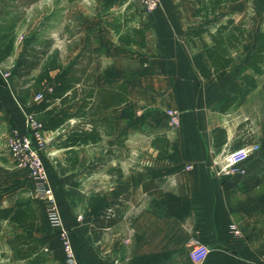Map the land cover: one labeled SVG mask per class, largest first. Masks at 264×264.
<instances>
[{"label":"crops","instance_id":"0c3cea01","mask_svg":"<svg viewBox=\"0 0 264 264\" xmlns=\"http://www.w3.org/2000/svg\"><path fill=\"white\" fill-rule=\"evenodd\" d=\"M196 7L195 0H161L160 8L147 14L141 0H39L25 10L15 29L13 51L0 64L3 147L13 133L25 132L24 114L33 113L86 42L95 59L88 88L93 97L84 114L43 131L49 184L79 264H193L188 257L191 241L208 248L201 264H262L264 57L254 90L226 111L220 105L255 49L256 34L264 33V0L219 7L245 30L221 81L204 80L193 65V56L202 52L199 38H187L201 25L193 17ZM3 9L0 0V13ZM136 30L143 32V45L137 44L141 36ZM31 36L36 39L33 47L40 41H50L51 47L35 70L18 79L11 72ZM201 40L210 43L206 35ZM109 82L112 88L125 83L126 90H115L117 104L98 103L94 91L109 90ZM79 103L63 107L74 114ZM55 105L62 108L58 101ZM169 109L180 115L174 130L165 115ZM146 112L149 117L137 130L127 128L129 116ZM81 130L88 139L70 146L67 137ZM155 137L166 138L168 158H156L151 145ZM256 144L259 149L234 172L221 177L209 173V165L227 151ZM10 185L15 187L1 197L0 209L28 204L35 242L22 253H31L29 258H17L8 241L23 230L1 221L0 264H65L57 229L48 221L35 181L25 169L9 165L0 171V188ZM24 190L30 198L22 201L19 192ZM112 202L120 205V220L111 227L95 225L94 214ZM38 256L43 260L33 263Z\"/></svg>","mask_w":264,"mask_h":264},{"label":"trees","instance_id":"16d2710c","mask_svg":"<svg viewBox=\"0 0 264 264\" xmlns=\"http://www.w3.org/2000/svg\"><path fill=\"white\" fill-rule=\"evenodd\" d=\"M4 9L0 13V64L4 63L13 51V44L16 38L15 29L23 19L25 10L39 0H1ZM74 3L77 0H67ZM249 1V0H245ZM197 7L193 11V17H199L201 25L188 32L187 38H199L201 42L202 52L193 56L192 62L199 75L206 81L215 79L221 81L228 73V67L233 63V53L239 50L244 42L245 30L242 24L236 25L234 20L224 12H219L220 6L226 3H235L237 0H195ZM134 34L141 36L139 45H143V32L141 30L134 31ZM206 35L209 38V44L202 41L201 37ZM120 38V41L123 40ZM34 36L26 41V49L23 52L19 62L12 69L11 75L21 79L29 75L35 70L50 49V41H41L35 47ZM256 47L247 59V63L240 67L237 81L229 84L228 90L230 96L220 105L221 111H226L229 107L246 97L256 87V77L263 72L261 69L264 57V33L258 32L255 37ZM125 41V39H124ZM91 56V47L86 42V46L73 59V61L65 67L57 83L51 88V92L46 94L38 103L33 111L36 119L42 124L43 131H52L63 126L73 116L84 114V109L88 106L89 100L93 97L92 89L89 90L90 82L94 74L90 70V66L94 62ZM109 90L96 89L94 97L98 103L103 100H109L111 104H117L118 92L115 90H123L125 83L112 88L111 82L108 84ZM122 94L120 100L122 101ZM78 100L80 106L74 114H68L65 107L72 101ZM62 108L55 105L57 102ZM149 117V114L143 113L139 118L129 116L127 128L137 130L140 125ZM67 137L66 141L73 146L75 142L86 141L88 139L84 133L79 131ZM126 130L123 132L125 137ZM152 147L157 149L156 158H168L169 145L165 137H155L151 142ZM108 209H112L113 213L109 214ZM121 218L120 205L116 202L106 204L102 209L98 210L93 216L95 225L102 227H111ZM34 213L28 204H19L15 210L0 209V222H14L18 228L23 230L21 234H15L8 241L9 248L14 251L15 256L19 259L29 258L31 253L22 255L27 246L35 242L31 236L34 228ZM40 256L33 259V263L43 260ZM31 262V263H32Z\"/></svg>","mask_w":264,"mask_h":264},{"label":"built area","instance_id":"2783aa9c","mask_svg":"<svg viewBox=\"0 0 264 264\" xmlns=\"http://www.w3.org/2000/svg\"><path fill=\"white\" fill-rule=\"evenodd\" d=\"M141 6L145 13L150 14L160 8L161 0H141ZM41 96L37 95L35 100H40ZM165 115L169 118V129L174 130L180 124L179 112L173 109L166 111ZM25 132L23 134L13 133L7 145L8 154L16 168L26 170L29 178L36 183V192L42 195L46 203V214L51 227L57 229V235L60 239L61 250L64 253L65 264H79L76 251L72 246L69 231L66 230L58 208L55 203L54 192H52L49 177L47 175V166L43 160V153L46 147V141L42 130V124L35 118L32 112L24 114ZM259 149L256 145H247L236 150H229L213 161L209 165V173L213 177L226 176L235 171V167L246 161L249 156ZM112 214L113 210L108 209ZM80 221V217L77 218ZM234 230L233 228H231ZM235 231V230H234ZM237 234V232L235 231ZM189 260L193 264H201L208 254V248L196 241L190 242ZM264 264V254L260 257Z\"/></svg>","mask_w":264,"mask_h":264},{"label":"rangeland","instance_id":"374dc122","mask_svg":"<svg viewBox=\"0 0 264 264\" xmlns=\"http://www.w3.org/2000/svg\"><path fill=\"white\" fill-rule=\"evenodd\" d=\"M57 3H58V0H57ZM90 6H92V2H91V5ZM70 26L71 27H74L73 24H70ZM52 66L53 65H52V63L50 61V64H49L48 67H52ZM6 148L7 147H3V146L0 145V171L1 170H7V168L9 167V165L12 166V167L13 166L15 167V165L13 164V161H12L10 155L8 154V150ZM132 158H136V156H132ZM20 170H22V169H20ZM12 187H15V186L10 185L8 187L0 188V199H1V197L3 195H8L9 192H10V190H12ZM19 188L22 189V186L21 187L19 186ZM19 193H21L20 194V197H21V200L22 201L28 200L30 198V195L25 190L24 191H21Z\"/></svg>","mask_w":264,"mask_h":264}]
</instances>
